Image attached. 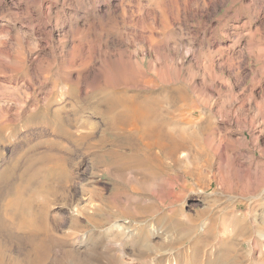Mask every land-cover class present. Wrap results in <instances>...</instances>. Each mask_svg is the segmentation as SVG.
Instances as JSON below:
<instances>
[{
    "label": "rangeland",
    "instance_id": "rangeland-1",
    "mask_svg": "<svg viewBox=\"0 0 264 264\" xmlns=\"http://www.w3.org/2000/svg\"><path fill=\"white\" fill-rule=\"evenodd\" d=\"M111 92L167 106L172 124L188 129L190 145L178 155L201 158L196 167L184 161L172 171L180 179L166 182L194 189L175 207L188 229L168 228L172 187L162 184L154 189L159 211L130 221L125 238L83 218L71 225V209L95 198L97 187L109 197L113 185L91 163L96 149L63 139L43 112L52 118L60 109L68 130L92 143L106 130L96 113ZM0 114L1 207L26 170L45 168L40 157L71 160L65 185L51 178L60 192L50 221L58 236L87 238L66 243V264H191L195 254L206 263L226 246L227 264H264V0H0ZM231 213L249 214L248 232L225 230Z\"/></svg>",
    "mask_w": 264,
    "mask_h": 264
},
{
    "label": "bare ground",
    "instance_id": "bare-ground-1",
    "mask_svg": "<svg viewBox=\"0 0 264 264\" xmlns=\"http://www.w3.org/2000/svg\"><path fill=\"white\" fill-rule=\"evenodd\" d=\"M96 93L94 94L96 95ZM103 102L106 104V109L104 111L99 109L96 114H99L105 121L106 130L97 141L92 143L90 140L92 137H88L85 134L75 135L68 130L66 125H68L67 119L69 117L67 119L62 117L60 109H57L55 114L53 112L54 116L51 115L52 118H50L47 112L42 111L43 114L45 113L43 118L53 126L54 131L56 130L62 135L63 139L72 142L76 147L88 144V149L94 151L96 149L91 163L95 167H103L102 171L99 172V177L105 176V179L113 185V192L109 197L103 196L102 192L105 189L97 187V189L95 188L97 190L95 198H92L91 201H88L84 205H76L71 209V215L69 216V218H72L70 220L71 225L73 227L79 226V218H83L94 228L102 229L104 234L115 238V240L125 238L124 236L129 229L128 225L130 221L134 222L135 220L136 224L138 223V218L141 216L154 214L159 211L162 204H158L159 195L157 193L159 192H156L154 189L156 185L162 184L163 187L167 185L172 187L171 189L169 188V205L172 208V214L170 215L173 217L170 215V218L166 217L169 219L168 222L170 221L168 228L172 231L175 229H188L189 227L179 219L175 207L177 202L184 197V192L189 189L192 190V187L186 181H182L176 187H174V183H167L166 185V182H174L180 179L177 173H172V171H176L174 168L181 167L184 161L192 162L193 165L198 164V160L201 158L200 154L191 152L188 154L184 153L182 156L178 155L180 150L185 149L186 145H190L191 141L188 129L172 124L168 117L170 112L167 106L146 99L142 100L138 95L124 97L111 92L107 94ZM2 121L5 122L7 119ZM1 124L3 126L4 123ZM2 128L5 127L3 126ZM36 157L39 159V156L36 155ZM54 157L56 156L54 155L53 159ZM68 157L67 155L66 158H59V162H56L54 165L52 164L53 159L50 155L40 157L48 162L47 165L44 164L45 168L43 169L44 166H41L40 168L42 169H34L35 172L31 171L32 173L30 172V174L26 170L25 174L28 177H23V180L25 179L23 185L19 186L18 189H11L9 202L7 201L5 204L6 201H4V208L0 206V209H4L0 214V264H66L67 261L65 260L71 253L64 248L66 243L71 240L70 242L75 244V246L84 244L87 238L85 233L75 237L58 236L50 221L52 217V205L57 201V195L60 192V187H55L51 183V178L56 177L60 181V185H65L64 182L67 181L69 178L68 173H70L67 168L71 160ZM168 160L172 163L167 162ZM33 162L31 161V164ZM14 165L15 163L12 167ZM198 168L196 169L198 173L195 174L201 177L202 172ZM13 171H15L14 168ZM192 171H185L184 173L186 174L184 175L194 177L195 174ZM7 176H9V173ZM9 177L12 178L11 176ZM92 182L95 181L93 180ZM36 183L38 185H35ZM84 188L85 185L81 184V189ZM8 192L9 190L5 193ZM5 195L7 196L8 194ZM96 200L100 202V205L93 208L91 205L95 204ZM0 203L3 204L2 201ZM95 214L101 215L103 219L95 218ZM230 216L229 219H224L223 223L227 232H229V229H233L234 231V229L240 230V228L241 232H248L249 226H251L248 213L242 216L231 213ZM126 220L129 222H126ZM161 222L162 220H157L158 224ZM190 229L193 231L196 228ZM140 231L144 232L145 227H142ZM238 233L240 234V232ZM13 244L18 245L16 251H14L15 248L11 249ZM223 251V255H218L216 259H212L206 263H200V260L196 259L197 254L194 255L193 261L191 260L190 262L191 264H227L232 260L233 256L227 246ZM168 264L181 263L175 260Z\"/></svg>",
    "mask_w": 264,
    "mask_h": 264
}]
</instances>
